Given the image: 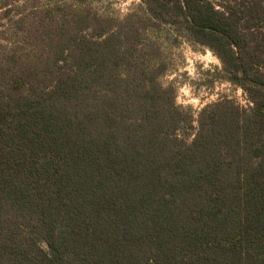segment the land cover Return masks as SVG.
<instances>
[{"label":"trees","instance_id":"obj_1","mask_svg":"<svg viewBox=\"0 0 264 264\" xmlns=\"http://www.w3.org/2000/svg\"><path fill=\"white\" fill-rule=\"evenodd\" d=\"M142 1L20 20L39 49L0 53V264H264V0ZM161 25L250 106H178Z\"/></svg>","mask_w":264,"mask_h":264},{"label":"rangeland","instance_id":"obj_2","mask_svg":"<svg viewBox=\"0 0 264 264\" xmlns=\"http://www.w3.org/2000/svg\"><path fill=\"white\" fill-rule=\"evenodd\" d=\"M70 6L116 23L129 13L139 11L143 1L0 0V53L13 46L27 53L38 50V45L32 44L34 41L23 43L28 33L21 31L20 20L26 27L46 15L53 17L54 24L58 10ZM7 11L10 13L5 15ZM142 35L148 65L162 68L159 82L163 86L171 85L175 89L176 104L190 108L194 117L203 107L222 98L230 99L242 108L250 106L240 88L221 80V66L216 57L206 48L192 43L183 32L161 25L148 28Z\"/></svg>","mask_w":264,"mask_h":264}]
</instances>
